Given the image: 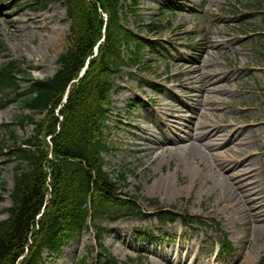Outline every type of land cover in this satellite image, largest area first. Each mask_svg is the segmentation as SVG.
<instances>
[{
  "label": "rangeland",
  "instance_id": "obj_1",
  "mask_svg": "<svg viewBox=\"0 0 264 264\" xmlns=\"http://www.w3.org/2000/svg\"><path fill=\"white\" fill-rule=\"evenodd\" d=\"M3 1L6 2L5 7L11 10L5 16L0 14V42L3 46L0 66L8 61H17L31 68H37L38 72L34 73L37 79L51 76L55 70L56 57L67 46L65 35L68 27L63 23L65 16L63 7L53 4L44 13L32 14L25 8L18 12L17 8L13 7L14 1ZM168 2L172 0H142L139 10L142 20L147 25L156 18L158 12L161 10L165 12L158 17L164 21L161 23L157 21L155 27L163 32L162 39L158 42L169 41L172 54L176 56L168 68L169 74H173V71L177 72L178 61L182 58L191 60L189 56L193 51L189 49L192 35L189 32L190 28L196 29L198 38L201 39L206 34H213L214 42L212 44L209 42L211 49L208 54V59L214 62L213 67L219 66L223 70L230 65L236 70L235 74L228 77V84L221 83L223 90H230L231 94H224L225 91L215 92L212 94L210 104L217 101L219 104L216 105L215 112L221 111L220 114L223 116L233 115L239 118V121L254 126L252 129H246L244 135L251 134L252 139L248 142L250 147L246 148V151L247 153L253 151L255 156L241 164L244 169H247L246 165L248 166L253 179L245 178L244 183L241 179L239 181L246 185L254 184L256 198L259 199V205L264 212V202L261 203L264 198V0H184L174 16L168 9L170 7ZM188 4L192 7H187ZM5 7L0 5V13L6 9ZM191 10H198L199 13L192 14ZM171 20L173 28L167 29V23ZM216 32L221 33L216 35ZM222 41L226 42L223 49L216 48L215 42ZM143 62L144 67H150L138 78L151 82L149 85L160 83L161 93L157 102L160 99L170 98L165 90L176 84L181 85V82L174 83L171 77L165 83L167 72L163 69L165 66L161 64L163 60L152 59L151 52L147 49L143 51ZM183 72L187 73L188 69L183 67ZM131 75H138L135 65L124 68L122 81L116 80L118 88L114 92V105L109 113V128L105 133V137L109 138L111 151L105 156V162L106 171L116 179L121 174L125 175V182L121 186L122 194L137 196V190H140V206L145 217L119 219L115 223L100 222L102 224L98 227L104 229L103 238L107 252L120 264H153L156 259L153 256H146L147 251L153 250L161 255L164 251L176 247L178 234L184 231L185 234L181 238L182 245L191 248L194 255L199 256V264H205L208 261L206 254H211L210 260L214 259L212 243L215 245L221 237L220 234L225 233L228 242L232 243L233 250L226 257L217 258L220 264H229L232 261L233 264H245L244 261L248 260V257L251 260L250 264L253 261L256 264L258 261L261 262L259 264H264L262 262L264 223L256 226V230H251L244 218L246 214L243 216L236 212L237 206L240 210L244 206L241 202L238 203L239 191L234 188L233 181L228 180L229 177L226 178L231 173L225 171L223 176L217 172L216 167L219 165L216 164L217 160L212 158V150L185 152L168 145L166 136L160 134L150 121H145V118H151V114L147 113L145 118L138 120L135 109L141 107L137 106L140 100L148 104L147 100L149 102L157 95H152L147 90V95L139 96V89L136 88L138 81L131 78ZM150 108L152 111L155 105ZM140 112L144 114L146 110L141 109ZM211 115L212 113L209 117ZM19 116L18 111L12 107H4L0 112V141L6 138L2 126L14 122ZM34 118L41 120L40 116ZM135 125L144 128L149 134L147 136L143 134L142 138H139L140 133L135 130ZM16 130L20 135L19 130ZM209 141L210 138H207L204 144ZM161 142L165 147L160 146ZM232 143L233 141H230L223 145L219 152H226L227 146H231ZM141 144H148L149 148L142 149ZM148 153H151L152 157L146 155ZM235 159L237 162L242 160L240 157ZM5 160L6 158L0 155V186L6 183V188L10 190L13 165H5ZM233 165L234 163L231 167ZM226 167L230 168L228 164ZM242 173L241 168L236 167L235 175ZM160 178H166L169 180L168 183L173 184L171 188L166 189L171 194L165 193L160 188L156 191V181ZM237 184L236 182V187ZM226 187L230 188L229 192H226ZM224 191L230 196L225 195ZM2 198L4 201L0 202V220L4 219L5 210L9 206L8 197L3 195ZM154 206L171 209L177 214L187 213L196 220H201V224L198 223L193 230H187L181 227L179 220H176L171 226L160 227L154 214ZM120 225L124 227L128 237L136 243L135 249H129L125 243L114 240L111 230L115 228L114 226L120 227ZM132 229L141 231L148 229L146 232H151L152 236L148 240L134 237ZM117 234L127 237L121 230H117ZM203 234H206V239ZM170 240L173 242L171 243ZM246 243L252 244V248H249L250 245L247 246L249 251L244 250ZM201 245L203 247H200ZM69 246L70 252L62 251L57 258L46 261L45 264H61L64 259L72 262L74 259L85 257L88 252L87 263L93 264L96 256L91 252L92 233L78 236ZM198 248H201V252ZM74 250L77 252H74L73 259L71 255ZM194 255L189 256L190 262ZM171 256H174V260L177 257L174 252L164 257L170 260ZM168 262L161 260L160 264Z\"/></svg>",
  "mask_w": 264,
  "mask_h": 264
},
{
  "label": "trees",
  "instance_id": "obj_2",
  "mask_svg": "<svg viewBox=\"0 0 264 264\" xmlns=\"http://www.w3.org/2000/svg\"><path fill=\"white\" fill-rule=\"evenodd\" d=\"M61 1L70 22L69 47L58 57L55 75L41 81L28 80L32 81L30 87L23 91L14 81L12 70L0 71V88L5 86L17 95L19 110L44 114L39 123L21 118L19 126L33 125V136L19 145L10 132L12 146L1 148L18 165L10 218L0 222V264H15L26 247L29 255L23 264H34L43 248L56 252L84 226L91 213L111 207L117 191L103 170L101 154L107 146L101 139V129L106 120L102 106L110 102L111 76L120 64L118 48L122 42L133 40L119 24L125 0H36L34 7L44 10L50 3ZM99 9L108 16L105 41L98 57L89 61L83 79L71 87L59 123L54 111L102 36ZM46 137H51V145ZM43 206L44 213L36 221Z\"/></svg>",
  "mask_w": 264,
  "mask_h": 264
},
{
  "label": "bare ground",
  "instance_id": "obj_3",
  "mask_svg": "<svg viewBox=\"0 0 264 264\" xmlns=\"http://www.w3.org/2000/svg\"><path fill=\"white\" fill-rule=\"evenodd\" d=\"M221 46V44H217ZM206 55V52L200 56V59L197 60L194 64L197 66L193 71L196 73L197 68H202L204 70L202 77L195 81L196 86L194 87L195 90L197 88L200 89V92L195 94H192V98L196 101H199L200 99L204 98L208 93L210 92H217V93H223V91L227 92L226 90H223V86L221 83L226 80L229 76L232 75L231 71L221 70V67L216 66L212 69H208L205 71V63H204V57ZM220 82V84H217ZM198 86V87H197ZM170 94H175V90L171 89L169 91ZM216 103H212L208 106L207 109L196 108L189 110L192 112L194 117L192 118V123L189 124L188 134H186V138H180L179 143L183 142H189L188 145H179L176 143H170L173 147H177L180 151L187 152L188 150H192V152L200 151L202 149H208L212 150V158H214L216 161V164L219 166L216 167V170L219 174L224 176V173L226 170H230V175L226 176L229 177L228 180L233 181L234 188L236 191H239V204L240 202L244 206L241 210L237 206L235 208L237 213L240 214H246V217L244 218L247 221V224L249 226V229L256 230V226L263 225L264 223V212L262 210V207L259 202V199L257 197V192L254 191V184L246 185L243 184L245 178H252V173L248 171V166L246 165L247 169L242 168L241 165L246 160L253 158L255 156V153L249 152L247 153L246 148H249L250 145L248 144L249 140L252 139L251 134L244 135V131L246 129H252L254 126L251 125V123H244L242 121H239V118H235L233 116H223L220 113L221 112H215L216 110ZM156 111L160 115L164 114H170V116H174L175 119L173 120H165L170 125L165 127V131L170 134L171 137H177V127L179 118L182 116L184 112V108L180 105L175 106L171 105L168 102L163 103L160 101V103H157L156 105ZM175 109V110H173ZM173 113V114H171ZM209 113H212L211 117H209ZM168 117V115H166ZM164 128V125H162ZM136 131L140 133L139 138H142V135L145 134L148 135L143 129L140 127L136 128ZM202 137L210 138V141L205 145L198 143ZM233 141L231 146H227L226 152H219L221 147L226 144L228 141ZM149 142L150 139H148ZM257 144V143H256ZM258 145V144H257ZM142 149H148V144H141ZM161 147H165L163 143L160 144ZM152 150H155L156 148H151ZM146 155H151V153H148ZM206 157V156H205ZM236 157H240L242 160L240 162L236 161ZM234 163L233 168H227L226 164H228L230 167ZM236 167H240L241 171H243L242 174L235 175ZM234 171V172H233ZM233 179V180H232ZM239 179L242 180L239 181ZM169 180H166V178H160L156 181L157 188L156 191H158V188L160 190H163L165 193L171 194L166 189H169L173 186L172 183H168ZM226 181V179H225ZM236 182L237 187H236ZM233 185V184H232ZM263 189V186H262ZM226 192H229L230 188H225ZM225 193V191H224ZM225 195H229L228 193H225ZM230 196V195H229ZM241 199V200H240ZM264 202V198L261 200V203ZM235 204V203H234ZM240 219V218H239ZM242 219V218H241ZM252 246V245H251ZM250 246V247H251ZM184 248V247H182ZM176 253L177 258H180V251L173 250ZM187 255V253H186ZM248 260H245V264H249L251 262L250 257H248ZM163 259V257L161 258ZM187 259V256L185 257ZM243 259V256L241 257V260ZM154 264H157L155 262ZM170 264V263H168Z\"/></svg>",
  "mask_w": 264,
  "mask_h": 264
}]
</instances>
